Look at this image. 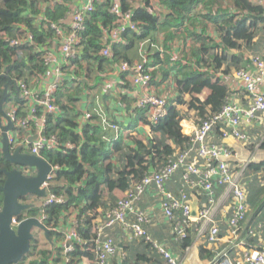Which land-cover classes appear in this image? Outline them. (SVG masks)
Masks as SVG:
<instances>
[{"label": "trees", "instance_id": "1", "mask_svg": "<svg viewBox=\"0 0 264 264\" xmlns=\"http://www.w3.org/2000/svg\"><path fill=\"white\" fill-rule=\"evenodd\" d=\"M71 2L72 0H0V101L5 85L10 80L24 79L30 82L46 72L42 54L44 47L55 38L51 24L59 23L67 16ZM113 2L115 0H100L86 20V29L83 32L84 49L79 60L75 61L76 73L88 74L94 69H104L107 64L111 68L120 61L142 62L143 53H146L149 58L147 65L160 64L157 71L151 69L152 81L159 73L163 80L170 77L175 84V94L168 99L166 114L156 122H151V137L143 140L131 136L125 143L118 142L109 147L103 140L102 124L104 118L110 123L112 118L105 110L84 123L80 133L76 132L78 114L75 110L83 88L82 84L76 82L75 85L64 86L56 92L55 103L60 106L61 113L48 115L46 132L48 135L59 136L63 143L70 141L76 146L73 149L62 147L59 150L41 152L43 158L57 167L56 178L50 191L64 195L66 201L54 202L38 208L34 206L27 212V216H37L41 211L45 212L47 217L44 224L50 229L49 237L53 240V245L42 246L38 239H33L30 252L23 259L29 261V264H57L62 261L61 244L65 239L70 216L74 215L75 228L80 237L90 242L94 236V220L99 208L108 211L116 207L121 199L116 201V196L111 195L112 192L117 189L127 191L134 182L151 173L149 171L151 166L157 170L166 164L173 156L175 147H182L188 143V136L182 132L183 114L178 105L187 102L188 108L196 110L198 119L219 112L223 108L231 97V91L216 75V71L223 66V58L217 50L240 48V39L250 45L255 35L253 29L259 21H264V8L254 4L252 0H225L224 5L223 0H164L170 12L162 23H159L158 18L148 13L146 9H133L129 0H119L123 10H133L134 19L139 23L141 32L128 31L126 33L128 44H114L113 56L107 58L100 52L104 46L103 30L115 24L116 17L110 11ZM200 3L209 8L204 17L214 23L216 31L220 34L219 43L212 38L203 37L204 32L198 27L206 28L203 21L199 25L201 14L197 9ZM185 22L189 26L185 27ZM181 28L183 29L180 30ZM159 32H164L165 35L163 49H158L156 43L154 46L151 45L152 42L157 41L156 34ZM27 33L33 36L32 43L17 46L10 44V39L23 37ZM186 37H193L194 44L189 49L184 48L181 51V59L172 60L168 53L171 49L170 43L175 38L185 41ZM146 43L147 48L155 49L152 54L144 47ZM137 46L140 47L139 59L134 61L128 56L127 51L129 48L136 50ZM233 63L237 67L236 70L246 68L248 64L239 61ZM206 90H209L208 95L205 99H201L200 95ZM13 93L18 94L15 83L9 86V96L4 106L12 100ZM185 94L190 96L188 101L184 99ZM15 103L21 105L22 101L17 98ZM23 109H25L24 105L23 107L21 105L19 114H24ZM134 109L145 112L144 108L136 104ZM0 117H2L1 111ZM114 121L116 120L113 119L112 124H115ZM107 129L112 128L107 127ZM215 132L218 139L215 141L222 143L220 135H217V132L221 133L220 126L216 127ZM112 153L118 155L117 163L113 161ZM1 167L11 170L5 162L0 147ZM249 170V218L253 219L258 213L264 215V184L257 178V174L264 171V160L252 162ZM5 180L0 174V186ZM180 185H182L181 180ZM105 189L111 192L107 201L104 200ZM2 203L3 193L0 190V207ZM129 217L136 220L133 215ZM181 218L182 213L179 211L177 219ZM71 223L69 226L72 225ZM170 225L173 232V225L171 223ZM173 235L175 246L178 245L183 249L191 246L195 240L196 230L193 225L187 228L185 237L176 239L174 232ZM131 241L133 248L143 246L144 250L141 253L134 252L132 255H127L120 264H167L151 241L144 238ZM200 250L202 258L212 260L214 253L206 248L204 243L200 245ZM92 256L94 255L87 245L77 244L70 253V264H80L84 257Z\"/></svg>", "mask_w": 264, "mask_h": 264}, {"label": "built area", "instance_id": "2", "mask_svg": "<svg viewBox=\"0 0 264 264\" xmlns=\"http://www.w3.org/2000/svg\"><path fill=\"white\" fill-rule=\"evenodd\" d=\"M99 2L100 0H75V5L69 6L67 16L59 23L51 24L55 38L44 47L42 54L46 72L30 82L14 79L18 99L22 101L21 105H24L25 109L23 115L19 114L21 105L14 102L5 110L14 125L8 133L12 149L23 147V150L30 154L42 156L43 150L75 148L76 145L70 141L63 143L59 136L48 135L46 122L48 115L61 113L60 106L55 103L56 92L64 86L75 85L82 80L75 71V61L79 60L84 49L83 32L86 29V20ZM110 11L116 20L113 26L103 30L104 46L100 52L107 58L113 56L114 44H128V31L141 32L139 23L134 19L133 10H123L119 0L112 3ZM33 39V36L27 33L23 37L10 39V44L17 46L32 43ZM147 63L148 54L143 53L142 62L120 61L113 67L126 73L138 87L136 106L144 108L151 122H156L166 114L168 97L151 89L152 68ZM233 76L241 82L246 105L235 103L229 97L219 112L199 119L193 133L188 135L187 144L175 147L173 156L166 164L134 182L116 207L105 211L94 220V236L90 242L80 237L75 228L76 221L73 220L61 244L62 261L57 264H70V253L77 244L88 246L94 255V264H112L119 255L118 243L110 233L116 226H121L130 240L144 238L151 241L167 264H183V260L168 246L154 241L146 228L150 217L139 208L138 203L151 190L159 196L163 213L173 225L176 239L185 237L187 228L194 225L195 240L204 243L205 247L214 253L210 264H264V245H250L248 243L251 242L247 239V235L250 237L253 232L248 226L249 165L256 160L251 157L237 164L236 150L225 143L215 141L213 137L216 127L220 126L221 139L231 136L245 145L256 144L257 138L253 136L252 131L253 123L255 120L264 119V54L252 55L246 68L236 70ZM90 118L87 113L84 121ZM4 124H7V120L0 117V138L1 126ZM102 126L104 129L111 127L115 131L119 129L118 125L105 118ZM260 138L256 147L261 146L264 141V136ZM52 168L53 171L42 185L46 188L47 195L37 203L39 207L66 201L64 195L50 191L57 173V167ZM23 172L26 175L36 174L33 168H25ZM177 173L181 174L182 186L177 192H172L167 189V183ZM193 198L201 199L197 215H193ZM179 211L182 213L181 219H177ZM129 215L135 216L136 220L131 219ZM37 217L44 222L47 216L41 211ZM21 219L15 217L13 225H17ZM223 223L227 227L226 235ZM225 238L224 243H228V246L221 248ZM28 262L22 260L17 264H29Z\"/></svg>", "mask_w": 264, "mask_h": 264}, {"label": "crops", "instance_id": "3", "mask_svg": "<svg viewBox=\"0 0 264 264\" xmlns=\"http://www.w3.org/2000/svg\"><path fill=\"white\" fill-rule=\"evenodd\" d=\"M133 9L137 8H144L146 11L155 17L158 18L159 23H162L164 17L170 12V9L164 3V0H129ZM208 2V1H207ZM252 2L256 5H261L264 8V0H252ZM225 0H223V5ZM70 5V3H69ZM46 6V4L44 5ZM225 7V6H224ZM216 9V7H214ZM208 6L203 5L200 3L198 6L197 11L201 14L200 23L203 21L206 28L200 29L204 32L203 37L212 38L216 42H220V34L216 31L214 23L208 21L204 15L208 13ZM161 25V24H160ZM189 26L187 22H185V27ZM253 29L255 35L253 36L252 45H247L243 39L239 40L241 44L240 48H230L226 51L219 48L217 50L218 53H221L223 58V66L216 71V75L220 77L231 91L230 100L234 101L235 103H239L241 105H246L245 99V92L241 85V82L234 78L233 73L237 69L235 63H249L250 57L256 54H263L264 53V21H259ZM181 28L180 30H182ZM200 33V31H199ZM164 39L165 35L164 32H159L156 34L155 42H152L151 45L158 47V49L164 48ZM171 49L169 50V55L171 56L172 60L181 59V51L184 48H190L194 44L193 37H186L185 41L181 38H175L171 43ZM158 45V46H157ZM144 47L147 49V52L151 53L155 51L149 47L147 48V43L144 44ZM151 47V46H150ZM135 49L129 48L127 51L128 56L137 61L139 59L138 52L140 51V47H135ZM139 49V51H138ZM167 50V49H166ZM137 51V55H136ZM141 55V54H140ZM142 59V58H141ZM248 65V64H247ZM160 64L151 65V68L154 71L158 70ZM226 68L228 72L226 73ZM253 71H255L253 69ZM82 80L80 83L82 84L81 95L79 96V101L76 102V113L77 116V133L81 132L82 125L86 123L88 120H85V116L87 113L90 116H94L99 114V111L105 110L109 117H111L114 121L115 125L119 126L117 131L113 129H105L102 128V136L103 140L106 142L107 146L112 147L113 145L117 144L118 142L125 143L129 137L136 136L143 140H146L148 137L152 136V129H151V120L148 116L147 112L142 110H135L136 100L139 97V89L136 85L132 83L130 77L126 74L121 72L120 70L116 69V67L108 66L104 69H94L90 71L88 74L80 75ZM83 79H87V82H83ZM77 89V87H76ZM151 89L156 92L157 94L164 95L165 97H173L175 94V84L171 78H167L165 80L162 79L161 74L159 73L158 76L152 81ZM264 91V87H263ZM209 93V90H206L203 95L206 97ZM8 96H9V89H8ZM19 96L17 94H12V100L7 102V105H3V109H7L9 104L14 103ZM202 95H200L201 99H205ZM184 99L188 101L190 96L188 94L184 95ZM100 106V107H99ZM178 108L181 110L183 114V119L181 120L182 132L185 136H188L193 133L195 130L199 119L195 109L188 108L187 102L184 104L178 105ZM6 125V124H4ZM253 136L257 138L256 144L245 145L242 141L237 140L234 137L228 136L222 138V143H225L231 146L233 149L236 150L238 156L235 160H237V164H240L241 161L246 160L250 157L255 158L256 154L260 153L259 155L262 156L264 153V148H262V141L261 146L256 147L260 143L262 136H264V119L255 120L253 123ZM216 132H214L213 137L217 139ZM217 135L221 133L217 132ZM2 139V134L0 141ZM168 143L172 144L171 141ZM175 147V145L173 144ZM1 147V146H0ZM113 161L117 163V154L112 153ZM255 160V159H254ZM263 161V160H258ZM256 160V162H258ZM155 167L151 166L149 171ZM261 174V175H260ZM264 175V171H261L257 174V178L259 181L264 184V180H262V176ZM180 173H177L168 183L167 189L172 192H177L182 185H180ZM110 191L105 189L104 200H109L111 195H115V200H119L120 198L124 197L126 194V190H115L110 195ZM36 197L35 195H29ZM27 199V198H26ZM42 199H36V202H40ZM193 208L195 211H198V208L201 204V199L193 198ZM138 206L140 209L145 211L148 216L150 217V223L147 224L146 228L151 235L152 239L160 244L168 246L173 252L178 254L180 259L183 260V264H210V260L208 258L201 257V250L200 245L201 242L194 240L191 246L187 248H180L178 245L175 246L174 242V235L172 232V228L170 222L165 217L161 201L159 196L156 194L154 190L148 191L139 201ZM36 207V206H35ZM106 210L104 208H99L98 214L96 216L100 217L104 214ZM74 215L70 216L68 219L69 224L73 220ZM95 218V219H96ZM248 226L253 232L250 237L247 235V239L251 242L248 243L253 246L264 245V215L261 216L259 213L252 218H249ZM69 224L66 227V230L69 228ZM224 228V235H226V226L223 223ZM36 234L39 236V242L42 246L53 245V240L50 239L49 234L46 235L45 231L36 228L34 230ZM118 243L119 255L118 258L114 259L112 264H120V262L127 257V255H132L137 252L141 253L144 249L141 246H136L135 248L132 247V241L127 237L125 232L123 231L121 226H116L110 232ZM37 239V238H35ZM226 238L222 241L223 244L221 248L227 247L228 243H224ZM133 248V249H132ZM80 264H94V256L92 257H84Z\"/></svg>", "mask_w": 264, "mask_h": 264}, {"label": "water", "instance_id": "4", "mask_svg": "<svg viewBox=\"0 0 264 264\" xmlns=\"http://www.w3.org/2000/svg\"><path fill=\"white\" fill-rule=\"evenodd\" d=\"M87 82V79H83ZM14 80H10L5 85L3 97L0 101V111L2 117L7 120L6 125L1 126L2 139L1 151L3 156L15 168L12 170L0 169L6 174V181L0 190L3 193V203L0 207V264H17L30 252L31 242L35 238L34 230L40 228L46 235L50 229L40 221L37 216H27V212L34 207L26 201L29 195L44 198L47 195L43 183L48 179L53 171L51 164L42 156L30 154L23 150V147L12 149L8 139V133L14 128L13 122L3 109V105L8 97V89ZM25 168H33L35 175H26ZM155 169L153 168L152 171ZM198 211L193 208V215ZM22 218L17 225H13V219Z\"/></svg>", "mask_w": 264, "mask_h": 264}, {"label": "rangeland", "instance_id": "5", "mask_svg": "<svg viewBox=\"0 0 264 264\" xmlns=\"http://www.w3.org/2000/svg\"><path fill=\"white\" fill-rule=\"evenodd\" d=\"M73 5H75V0H72V2L70 3L69 6L72 7ZM202 96L205 97L204 95H202ZM99 107H100V106H99ZM5 110H6V108H5ZM0 144H1V141H0ZM259 154H260V153L256 154L255 158H253V159H255V160H257V161H258V160H264V153H262V156H260ZM250 158H251V157H250ZM255 160H254V161H255ZM263 177H264V175H263ZM28 198H31L32 201H34V202L36 201V199H39V197H34V196H31V197H30V196H28L26 200H28ZM122 198H123V197H122ZM34 235H35V238L39 239L38 234H36V233L34 232ZM35 238H34V239H35Z\"/></svg>", "mask_w": 264, "mask_h": 264}, {"label": "flooded vegetation", "instance_id": "6", "mask_svg": "<svg viewBox=\"0 0 264 264\" xmlns=\"http://www.w3.org/2000/svg\"><path fill=\"white\" fill-rule=\"evenodd\" d=\"M5 162L11 167V170L12 169H14L15 168V165L14 164H12L11 162H9L6 158H5ZM2 168H4V167H1L0 169H2ZM4 169H6V168H4ZM6 170H8V169H6ZM0 174H1V176H4V178L6 179V174L5 173H1L0 172ZM6 181V180H5ZM5 183V182H4ZM4 185V184H3ZM2 185V186H3ZM28 197V196H27ZM26 197V198H27ZM39 199H42V198H39ZM27 202H29V203H31V204H33L34 206H36V208H38V204H37V202L35 201H32V199L31 198H28V200H26ZM40 214V213H39ZM39 214L37 215V216H39Z\"/></svg>", "mask_w": 264, "mask_h": 264}, {"label": "clouds", "instance_id": "7", "mask_svg": "<svg viewBox=\"0 0 264 264\" xmlns=\"http://www.w3.org/2000/svg\"><path fill=\"white\" fill-rule=\"evenodd\" d=\"M43 199V198H42Z\"/></svg>", "mask_w": 264, "mask_h": 264}]
</instances>
